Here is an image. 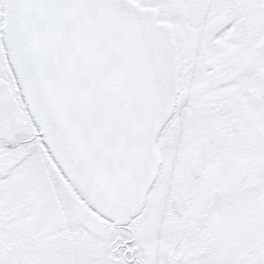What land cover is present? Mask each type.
I'll return each mask as SVG.
<instances>
[{
	"label": "snow or ice",
	"instance_id": "6c2138e0",
	"mask_svg": "<svg viewBox=\"0 0 264 264\" xmlns=\"http://www.w3.org/2000/svg\"><path fill=\"white\" fill-rule=\"evenodd\" d=\"M0 264H264V0H0Z\"/></svg>",
	"mask_w": 264,
	"mask_h": 264
}]
</instances>
